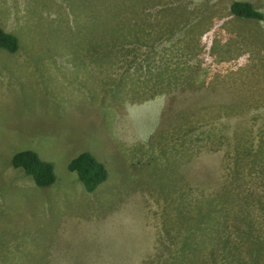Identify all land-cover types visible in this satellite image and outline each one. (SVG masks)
Instances as JSON below:
<instances>
[{"label":"rangeland","instance_id":"obj_1","mask_svg":"<svg viewBox=\"0 0 264 264\" xmlns=\"http://www.w3.org/2000/svg\"><path fill=\"white\" fill-rule=\"evenodd\" d=\"M233 1L0 0L20 42L0 47V264H139L143 247L140 264H230L248 255L231 246L243 231L264 239V174L245 167L262 198L246 219L221 194L236 138L264 165V19L234 15ZM117 23L146 25L137 92L114 81L136 71L116 45L88 47ZM154 85L165 89L150 99ZM23 149L54 164V185L11 165ZM83 151L109 171L93 193L68 170Z\"/></svg>","mask_w":264,"mask_h":264},{"label":"trees","instance_id":"obj_2","mask_svg":"<svg viewBox=\"0 0 264 264\" xmlns=\"http://www.w3.org/2000/svg\"><path fill=\"white\" fill-rule=\"evenodd\" d=\"M230 10L238 17L256 20L264 19V12L258 9L251 1L234 0L231 3ZM173 35L174 33L171 38ZM101 38H103L102 43L95 42L94 40L89 41V49L103 48V51H106L107 49H111L113 45H116L117 50L121 51L120 55L126 56L124 59H127V70H136L133 73V77L135 79L129 75H122L117 77V79L114 77L116 85L121 86V81H124L127 89L123 86L121 87L132 92H137L140 87L147 86V74L145 73L146 69H142V67H144L143 62L146 60L149 52V42L146 41L145 23H117L115 26L111 24L103 25ZM0 47L12 53L17 52L20 48L18 37L15 34L6 31L1 24ZM136 51H138L137 54H135ZM138 54L143 59H139ZM103 56L104 65L111 66L114 62L112 57L106 56L104 52ZM124 61L126 60H120V62ZM121 71L125 70L123 69ZM149 80H153V78L150 77ZM153 88L157 90L149 96L150 99L154 98L165 89H158V85H154ZM110 94L113 98H120L117 92H111ZM143 100L146 101V99ZM185 105L189 106L193 110L197 103L191 101L187 102ZM172 111L173 103L169 101L166 106L165 113L168 114ZM253 147L255 148L253 142L248 143L240 138L235 139L233 146L229 148V152H234V156L232 158L234 163V169L232 172L233 180L229 182V186H225V188L221 187V194H229V197L233 198L232 202H235L238 205V209L245 219L247 217L242 213V211L247 212L248 205H251L257 199H262L261 195H257L254 189L246 187L248 183V174L245 171V167L251 166V172L260 171L264 174V165L262 163L263 158L259 156L258 150L253 149ZM245 163H247L246 166ZM11 165L15 169H22L27 176H30L34 180V183L38 187H49L54 185L57 181L54 164L51 161L42 158L35 150L23 149L15 152L11 159ZM68 170L77 174L79 180L85 187L84 189L89 193H93L102 183L107 181L109 176L106 164L95 154L88 151H83L72 158L68 164ZM253 183L255 184L257 181L253 180ZM234 208L236 207H233L232 209ZM247 222L250 225V221ZM242 237L245 240L238 238L237 245L235 244L231 246L239 250L241 246L245 245L248 255L232 261L230 264H262L264 259L262 258L263 255L260 249L264 248V239L254 237L253 233H251L248 229L243 231ZM256 249L257 252H254ZM252 252L253 255L257 254V257H254ZM236 258L238 257H234L233 259Z\"/></svg>","mask_w":264,"mask_h":264},{"label":"crops","instance_id":"obj_3","mask_svg":"<svg viewBox=\"0 0 264 264\" xmlns=\"http://www.w3.org/2000/svg\"><path fill=\"white\" fill-rule=\"evenodd\" d=\"M144 246H146V243H145V245ZM143 249H144V247L140 250V252H139V254H138V262H139V264L142 262V260H143V258H145L146 256L142 253V251H143ZM90 258V257H89ZM107 262H111V261H107ZM112 262H117L116 260H114V261H112Z\"/></svg>","mask_w":264,"mask_h":264}]
</instances>
